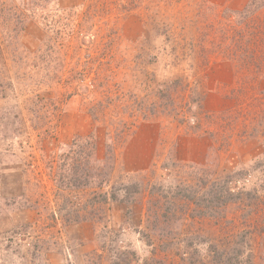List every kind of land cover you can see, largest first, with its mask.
<instances>
[{"label":"rangeland","instance_id":"374dc122","mask_svg":"<svg viewBox=\"0 0 264 264\" xmlns=\"http://www.w3.org/2000/svg\"><path fill=\"white\" fill-rule=\"evenodd\" d=\"M0 264H264V0H0Z\"/></svg>","mask_w":264,"mask_h":264},{"label":"trees","instance_id":"16d2710c","mask_svg":"<svg viewBox=\"0 0 264 264\" xmlns=\"http://www.w3.org/2000/svg\"><path fill=\"white\" fill-rule=\"evenodd\" d=\"M119 189H123L124 190V195H123V197L121 198V200L122 201H124V200H127V197L130 195V186H128V185H122ZM229 191V193L226 195V197H225V199H224V201L225 202H228V201H230V200H232L233 199V197H234V195H235V192H233L232 190H228ZM104 195H102L104 198L103 199H105L106 200V198H107V194H105V193H103ZM111 196L114 198V199H120L119 198V196H118V194L117 193H115L114 191H112V193H111Z\"/></svg>","mask_w":264,"mask_h":264}]
</instances>
